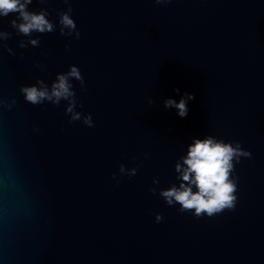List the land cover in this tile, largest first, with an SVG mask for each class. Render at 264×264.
<instances>
[{"label": "water", "instance_id": "obj_1", "mask_svg": "<svg viewBox=\"0 0 264 264\" xmlns=\"http://www.w3.org/2000/svg\"><path fill=\"white\" fill-rule=\"evenodd\" d=\"M27 10L53 29L0 16V264H264V0ZM73 65L72 96L25 99ZM175 88L194 94L185 117L164 106ZM206 136L238 147L236 201L197 217L161 190L180 186L177 164Z\"/></svg>", "mask_w": 264, "mask_h": 264}, {"label": "clouds", "instance_id": "obj_2", "mask_svg": "<svg viewBox=\"0 0 264 264\" xmlns=\"http://www.w3.org/2000/svg\"><path fill=\"white\" fill-rule=\"evenodd\" d=\"M29 3L31 0H0V16L7 15L9 12H18L23 22L18 25L15 21L12 23L25 34H29L32 30L51 31L53 24L46 19L43 12H29L27 10ZM61 23L69 28L75 27L73 19L67 14L62 15ZM0 35L6 34L0 33ZM31 42L37 43L36 40ZM69 75L79 78L80 73L77 66H70L67 74L58 73L51 90L47 86L31 85L22 87L21 91L25 94V99L32 103H42L44 99L58 103L61 97L68 98L73 94L68 81ZM40 83L43 84V82ZM174 91L180 95L179 100L167 97L164 100V106L177 109V115L185 117L189 111L188 101L195 98L194 94L188 92L181 94L179 88H175ZM73 118L78 119L79 115L76 114ZM85 122L92 126L93 121L90 115ZM237 154L238 147L234 148L230 143L216 140L212 136H206L203 139L194 137L193 142L188 145L183 165L177 164L182 180L180 186L172 185L167 189H162L161 195L169 205L174 201L178 202L180 211L194 209L192 214L197 217L201 214L212 216L225 208L233 209L236 201V183L229 179V175L234 167L233 157ZM244 154L251 155L250 152ZM193 185L196 191H193ZM155 219L159 222L162 214L157 213Z\"/></svg>", "mask_w": 264, "mask_h": 264}]
</instances>
